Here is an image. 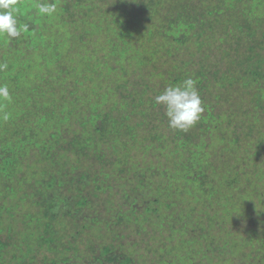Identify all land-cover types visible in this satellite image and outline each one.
Here are the masks:
<instances>
[{"label":"trees","instance_id":"16d2710c","mask_svg":"<svg viewBox=\"0 0 264 264\" xmlns=\"http://www.w3.org/2000/svg\"><path fill=\"white\" fill-rule=\"evenodd\" d=\"M37 2H18V24H28V31L10 42L0 37V63L8 66L0 84L8 85L12 97L3 109L10 118L0 119V178L22 172L16 183L29 189L18 204L0 205V236L14 230L5 221H21L29 244L22 251L8 236L0 237V264H12L8 253L11 262L22 264L34 241L46 253H73L53 264H131V254L117 255L122 235L115 223L135 222L144 230L152 218L161 228L169 222L180 240L194 220L173 228L176 217L164 211L183 205L185 196L208 201L211 218L228 211L230 186L225 188V174L215 173L212 147L217 140L227 145L238 171L252 166L254 159L244 166L250 156L243 160L246 152L229 144L239 141L224 140L223 132L235 127L227 120L234 106L246 120L240 124L245 136L261 128L252 114L264 115V66L249 40L255 35L250 17H262L255 10L264 0H48L57 5L50 17L39 15ZM188 77L197 80L204 111L184 132L168 127L164 106L154 98ZM262 133L252 142L254 155L262 151ZM219 176L216 184L209 182ZM112 188L118 191L110 198L105 192ZM193 200L187 216L208 215ZM194 224L202 231L212 225ZM87 229L103 232L73 243ZM245 233L234 246L256 244L264 255L260 234ZM206 236L186 239L179 247L186 257L176 253L172 261L191 263L189 246ZM205 245L202 256L212 261L211 246Z\"/></svg>","mask_w":264,"mask_h":264},{"label":"rangeland","instance_id":"374dc122","mask_svg":"<svg viewBox=\"0 0 264 264\" xmlns=\"http://www.w3.org/2000/svg\"><path fill=\"white\" fill-rule=\"evenodd\" d=\"M246 11L251 8V2H247L245 5ZM256 8V7H255ZM258 10H255L257 13L262 14V17L257 18L254 16V13H252V16L250 17V23H252L253 29H254V37L251 38L250 45L253 46V49L255 53L258 54V59L262 61V66H264V5L262 8H256ZM260 10V11H259ZM248 40V39H247ZM248 41V42H249ZM227 110L226 112L230 113L231 108L226 106ZM235 106L233 107L232 113H230L227 116L228 122L235 125L233 127V131H225L223 132V138L226 141H231L232 139L238 140L239 142H229V144H233V147H237V151L239 153H244L243 157L242 155L240 157H248L250 158L246 159V163L243 164L244 166L249 163V160L254 161L250 164H252L251 167H247L244 170L238 171V166L233 165L234 163V156L235 154H232L230 152H225V147L227 145H220L217 141L214 144L215 146L212 147V151L216 153L214 156H212L213 160V166L215 169V173L217 174H225L226 175V183L225 188H229L230 199L228 201V211L220 212L217 215H214V218L212 217V209L211 207H207L208 201H200L199 200H193V197H184V203L183 205H178L176 207H172L171 209L174 210L171 211V209L164 211L166 215H169L173 213L172 217H176V220H173V223L171 226L173 228H179L180 225L183 223H187L191 220L193 221L192 227H188L187 233L185 235H178L174 233H170V229L168 226L169 222L165 223V226L161 228L156 222L155 219L150 220V224L146 223L144 226V230H140L138 226H136L134 223H128L126 225L123 223L121 226L115 223L114 228L119 232L120 235H122V238L118 240L119 243H121V248L116 251L117 255L122 254H131L129 255V258L131 257L132 263L131 264H184V263H177L173 262L172 260L176 256V253L178 256L186 257V254L183 250H180L179 247H181V243H184L186 239L188 240L192 236L198 235L199 232H204L207 234L206 238L203 243L200 242L199 246H197V241L194 242L192 245L189 246V252L187 255V258H190L192 261L188 264H250L251 262L254 264H264V255L260 251H258L256 248L257 245L255 244L254 247L249 246H239L233 244V240L238 236L241 235L244 238H247V234L245 233L246 230H255L257 235L260 234L259 238L264 239V141L261 140L260 142H263L260 149L262 151H258L256 155L252 153V150L254 152L257 151L256 146L253 145L252 142H256L259 137L257 136V133L259 130H264V115L263 112L259 113H253L252 116L256 115L257 119L259 120V123L256 124V126L261 127L259 130L254 131V133L251 136H245L244 130L241 128L240 124L245 123V119L242 118L239 119L238 115L241 113V111L235 110ZM246 108L243 109V111ZM246 118V117H245ZM251 118V117H250ZM249 118V120H250ZM199 123V122H197ZM199 125V124H198ZM228 124H226L227 126ZM238 125V126H237ZM247 125V124H246ZM195 131V130H194ZM262 133L261 135H263ZM220 135V134H218ZM194 142V139H193ZM212 142V141H211ZM253 146V149L251 147ZM230 149V147L228 146ZM238 155V154H236ZM141 157V154H140ZM215 159V160H214ZM242 165V163H241ZM242 165V166H243ZM244 173H247L245 177H242ZM260 173V174H259ZM16 176H6L4 178H0V191L3 192V195L0 196V205H4L6 207H12L16 204H18L17 198L23 193V192H29L28 188H25V186H18L16 183V180H19L20 178L23 179L22 172H18L15 174ZM207 176V175H206ZM230 177V178H229ZM216 179L218 181L222 180V177H215L212 180L209 179V182L212 184H216ZM14 181V182H13ZM120 183L116 184L114 188H116ZM112 188L110 191H106L107 195L111 198V193L116 192L113 191ZM125 188H128L127 186ZM220 189H224V186ZM219 188L217 189L221 194L223 193L222 190ZM249 189H252L253 191H249ZM226 190V189H225ZM224 190V191H225ZM13 192L17 193L16 197H10ZM191 192L194 193V190ZM191 193V194H193ZM6 194L9 195V197L6 196ZM199 195H197L198 197ZM4 197V198H2ZM4 199L7 200V202H3ZM193 200L199 201L198 204H203V209L208 212V215L205 213H191V215L188 217L187 213L190 210V204ZM106 201V200H105ZM108 201V200H107ZM109 202V201H108ZM182 199L180 198L179 203L181 204ZM110 205V204H109ZM101 210V208L99 207ZM126 208L122 207V212H124ZM115 212H119V210H116ZM187 212V213H186ZM9 212L5 213V218H9ZM106 215V211L103 213V216ZM244 215H248L249 217L246 218ZM196 218V219H195ZM67 219V218H66ZM166 219V218H165ZM212 222V223H211ZM194 223H201L202 227H206L209 224H212V228L209 225L207 231H202L201 228H199ZM11 225L14 229L9 235L1 234V238H6L8 236L9 241L15 242L14 244H18L20 249L22 251H25L27 248V242L25 240V234L22 231L23 230V223L21 221H17V224L14 225V222L5 221V226ZM69 227V226H68ZM71 227V226H70ZM160 229V230H159ZM86 234H79L73 243L80 241V243L90 239V237L97 236L98 234H101L102 230H85ZM35 234V233H34ZM169 237L170 240H165V238ZM65 241L67 242L70 240V233L69 231L66 232V235L64 236ZM34 240V239H33ZM98 242H101V240H97ZM115 240H113L114 243ZM230 242L226 248H223L224 242ZM32 242V241H30ZM210 244L211 248L208 253L209 257L212 258V261H208L206 256H202L203 252H205L206 245L205 243ZM72 243V244H73ZM12 244V245H14ZM33 244L35 245L34 248L31 247L32 252L30 253L28 251V256L26 255L24 262L22 264H33V262H38L40 264H43L44 261H46L45 264H53L55 262L61 261V259L64 258H72L73 253L71 251H55V252H45V250L40 247L39 242L34 241ZM29 245V244H28ZM53 245V244H51ZM178 245V246H176ZM31 246V245H30ZM53 248V246H52ZM68 248V246H67ZM80 248V247H79ZM221 253V254H219ZM253 255L252 258H244L246 255ZM25 255V254H24ZM13 254L8 253L6 256V261L14 264L11 262ZM262 260H261V259ZM29 259H32L31 262H29ZM225 261L223 262V260ZM71 262H73L72 259H70ZM20 264V263H19ZM36 264V263H34ZM62 264H65L64 262Z\"/></svg>","mask_w":264,"mask_h":264},{"label":"clouds","instance_id":"9594fccd","mask_svg":"<svg viewBox=\"0 0 264 264\" xmlns=\"http://www.w3.org/2000/svg\"><path fill=\"white\" fill-rule=\"evenodd\" d=\"M18 2L19 0H0V37L9 42L29 30L28 24H18ZM34 7L41 16L50 17L57 11V5L48 0H38ZM7 67L6 63H0V72ZM196 84L197 80L188 77L179 84L165 87L155 96V103L164 106L169 128L186 132L200 120L204 108ZM11 99L8 85L0 84V119L4 121L10 118V114L3 109Z\"/></svg>","mask_w":264,"mask_h":264}]
</instances>
